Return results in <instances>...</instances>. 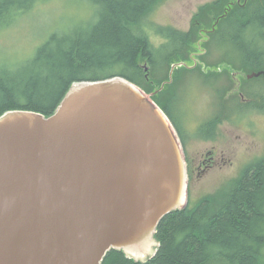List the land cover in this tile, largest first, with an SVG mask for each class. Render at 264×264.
Returning <instances> with one entry per match:
<instances>
[{"label":"water","instance_id":"obj_1","mask_svg":"<svg viewBox=\"0 0 264 264\" xmlns=\"http://www.w3.org/2000/svg\"><path fill=\"white\" fill-rule=\"evenodd\" d=\"M188 206L182 139L124 78L74 83L50 116H0V264H102L112 250L145 263Z\"/></svg>","mask_w":264,"mask_h":264},{"label":"trees","instance_id":"obj_2","mask_svg":"<svg viewBox=\"0 0 264 264\" xmlns=\"http://www.w3.org/2000/svg\"><path fill=\"white\" fill-rule=\"evenodd\" d=\"M42 1L0 0V33ZM161 1L80 0L92 11L86 21L57 30L30 58L0 55V116L16 110L50 116L74 83L121 77L151 95L181 137L178 121L158 96L173 84L175 73L170 84L169 66L185 52L191 34L147 25ZM206 31L203 56L207 49L215 50L221 65L236 72H264V0L229 3ZM262 108L264 112V100ZM213 126L212 120L207 122L201 135L210 138L204 131ZM155 239L158 252L145 263L112 250L102 264H264V159L242 173L219 205L205 200L194 210L188 207L166 216Z\"/></svg>","mask_w":264,"mask_h":264},{"label":"rangeland","instance_id":"obj_3","mask_svg":"<svg viewBox=\"0 0 264 264\" xmlns=\"http://www.w3.org/2000/svg\"><path fill=\"white\" fill-rule=\"evenodd\" d=\"M234 1L162 0L146 22L191 34L185 52L172 62L186 66L176 69L173 84L158 96L168 114L178 121L187 157L198 165L203 156L214 153L212 167L197 170L190 182L189 210L205 200L213 205L222 203L242 173L264 159V78L248 80L247 75L252 72H236L221 65L215 50L207 49L208 54H201L208 42L206 30L213 27L225 7ZM79 2L44 0L36 4L12 28L0 33V55L8 59L30 58L57 30L66 31L86 21L91 8ZM248 2L238 0L241 4ZM210 120L214 126L207 130L213 137L208 140L201 135V128Z\"/></svg>","mask_w":264,"mask_h":264},{"label":"flooded vegetation","instance_id":"obj_4","mask_svg":"<svg viewBox=\"0 0 264 264\" xmlns=\"http://www.w3.org/2000/svg\"><path fill=\"white\" fill-rule=\"evenodd\" d=\"M264 78V76H261ZM259 77V78H261ZM259 78H257L259 80ZM205 136L210 137L209 139H212L213 134L210 131H207V133L205 134ZM184 143V141H182ZM185 144H183L184 146ZM185 150V147H184ZM214 153L210 152L208 153L206 156H203V160L200 162V164H196L194 162V160H191L190 158L187 157L186 155V151H185V157H186V162H187V172H188V176H189V191H190V182L192 180V178L194 177V174L196 173V171H201V170H206L209 169L210 167H212V164H214L215 161V157L213 156ZM189 198H190V193H189ZM189 205H190V199H189ZM189 207V206H188Z\"/></svg>","mask_w":264,"mask_h":264}]
</instances>
